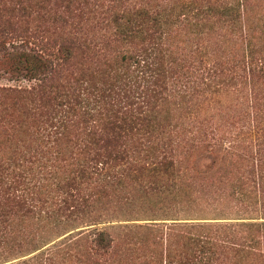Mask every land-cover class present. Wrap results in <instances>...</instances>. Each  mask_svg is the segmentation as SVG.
<instances>
[{"label":"trees","instance_id":"obj_1","mask_svg":"<svg viewBox=\"0 0 264 264\" xmlns=\"http://www.w3.org/2000/svg\"><path fill=\"white\" fill-rule=\"evenodd\" d=\"M91 1L0 3V30L5 36L18 32L22 37L8 47L7 37L0 34V64L35 81L27 88L0 85V126L4 127L0 136L14 132L11 154L0 158V255L9 243L32 237L31 216L40 218L46 237L57 229L60 215L67 223L75 220V213L91 215L100 209L102 198L83 192V184L95 176L111 187L125 186L131 178L144 191L142 204L156 211L169 204L190 210L200 197L193 188L197 179L218 172L224 155L235 150L234 139L222 137L223 131L239 123L243 130L239 133L250 135L254 143L238 154L246 165L233 185L234 193L245 199L246 210L263 211L264 216V14L255 11L264 0H113L105 9L107 19L95 21L87 14ZM29 23H34V30ZM104 23L113 28L109 42L95 33ZM32 33H42L46 40L38 44ZM190 33L200 44H219L217 51H230L229 57L198 61L199 53H208L201 45L183 46ZM108 46L123 50L122 69L108 63L112 55ZM223 83L248 85L254 110L214 122L208 130L211 122L199 117V108L203 96ZM30 131L40 139L41 148L18 149L23 137L16 136ZM185 138L197 151L190 180L184 179L187 175L181 173V160L175 154ZM69 142L79 152L71 150L68 156ZM47 146L55 148L49 165L43 158ZM56 158L67 166L55 165ZM45 167L58 179L63 194L57 190L56 196L48 192L50 196L42 197L45 188L34 179L45 175ZM71 223L65 225L74 226ZM204 226L187 236L183 260L175 263L168 251L164 259L156 256L153 264H264V250L255 247L264 238V221L241 223L244 236L239 239L225 229ZM117 228L116 235L106 227H93L87 235L80 231L65 240L97 253L100 259L95 264H108L115 241L129 233L125 225ZM47 250L29 259L30 264L43 260L53 264L63 252L60 243ZM220 255L224 260H219Z\"/></svg>","mask_w":264,"mask_h":264},{"label":"rangeland","instance_id":"obj_2","mask_svg":"<svg viewBox=\"0 0 264 264\" xmlns=\"http://www.w3.org/2000/svg\"><path fill=\"white\" fill-rule=\"evenodd\" d=\"M176 1L182 2L183 0ZM219 1L228 2L230 0ZM257 1L258 0H256V2ZM91 2L93 4L90 6V13H87L90 19H94V21L97 19L106 20L107 14L105 9L108 5L113 3V0H92ZM0 3L9 4V0H0ZM261 4L258 3V5H255L257 14L258 12L264 14V4ZM33 24L34 23H29L28 25L34 30ZM102 26L101 30L100 26L95 28L96 35H104V38L107 39L106 41H111V31L113 32V28L109 29L105 23ZM32 29H30V32H33ZM3 33L4 32L0 30V34ZM20 34L21 33L16 32L14 36H5L4 33L5 38L7 37L6 40H8L7 46L10 47L12 43H18L20 38H22ZM40 34L42 33L31 34L38 44L46 40V38L43 39ZM0 36L3 38L2 35ZM184 40L183 46L186 48H189L191 45L194 47L201 45L203 49L207 50V55H205L204 52L199 53L200 58H198V61H209L210 57L213 60H224L230 55V51L221 53L222 50H220L218 52L219 44H215L214 42L212 44H210L211 42L200 44L198 37L193 33L187 34ZM38 44L33 43L32 45L36 46ZM107 50H109L107 51L108 53L112 52V55L108 57V63H112V66L115 68H121L119 61L123 50L118 47L112 51L109 46ZM213 52L216 53L213 54ZM34 83L35 81L30 79V75L12 73V71H10V66L7 64H0V85L27 88ZM218 84L219 81L215 83V86ZM220 86L221 87H218L216 92L203 96L204 101L201 102L203 104L201 108H199V117L201 119L207 118L209 122H211L208 130L212 128L210 126L214 122L227 121V118L231 119V116L237 114L243 115L245 110H254L251 107L252 99L250 98L248 85L242 86L241 83H223ZM189 113H187V115H189ZM245 116L243 117L244 119H246ZM239 125L241 124L230 126L223 131L222 137L234 139L235 150H231L232 152L224 155L226 159L220 163L219 167L221 169L218 172L211 171L206 173L204 177H201L202 179H197L199 182H197L193 188L196 190V197L200 196L198 199L199 204L195 202L193 208L190 210L185 205L182 206L178 204L172 206V204H169L168 206H164L163 209L156 211L150 204H147V206L146 204H142L143 199H145L144 196H142L144 191L140 189L138 184L133 183L131 178L127 179L125 186L120 185L118 187H111L107 185L106 181H102L95 176L83 184L85 186L83 192L88 196H90V194H97L101 197L104 202L100 209L94 210V212L90 213L91 215L85 214L84 212L77 214L74 212L75 214H73L74 217L72 218H75V220L67 221V223L73 222L71 223L74 224L72 227H69L70 225H65L67 224L65 223L66 216L60 215L61 222L57 229L51 231L52 233H49L46 237H42L40 218H37V215L29 217L31 225L28 233L32 237L24 236L19 238V242L6 245L5 248H3L4 253L0 255V264H24L23 261L31 259L43 250L46 251L50 248V245L54 243H60V249H63V252L54 258L53 264H95V259H100L97 253H94L90 248L85 250V248L81 247L82 249H80L77 244L73 243L75 240H65L70 237L69 235H75L80 231H84L85 235H87L93 227H106L113 235H116L114 231H118V228H115L120 225L127 226V230H129L127 236L121 235V237L115 241L113 246L114 253L108 255V264H153L156 256L164 259L168 251L170 253V259L178 263L184 258V242L187 240V236L195 234L194 232L202 229L204 225V227H209L214 230L225 229V233L229 236L235 235L238 239L243 237L244 233H242L243 230L239 225L244 221H264V216H262L263 211L246 210L245 199H241V197L237 198L234 193L233 185L237 184L239 172H243L244 166L246 165L244 161L240 160L238 154L241 155L243 152L249 151L251 144L253 145L254 143L250 135H245L244 132L239 133L243 131L238 129ZM3 128L4 127L0 126V132ZM11 133L14 132L9 131V137L4 136L1 138L0 136V158L9 157V154L12 152L10 144L14 141V136L13 140L10 141ZM218 136H220L219 132ZM16 137L17 140L21 137H23L22 140H24L19 141L18 149H23L29 145H38L40 142V139H38L32 131L26 135L19 134V136ZM190 143L191 142L188 141L187 138L181 140L175 151V154L179 160H181L179 165L181 173L187 175V177H184L186 180L191 179V165L193 159L197 155V151ZM65 145L68 156H70L71 150L79 152V149L71 142ZM38 146L40 147V145ZM47 148L43 158L49 165L54 162L55 148H51V146H47ZM56 160L55 165L64 164L67 166L61 159L56 158ZM68 162L71 163V159H68ZM238 166H241V170L239 171L236 169ZM46 171L47 169L45 167V175H35L36 178L34 181L45 188L42 197L50 196L48 192L56 196L58 179H54V177L48 175ZM61 192V190H58L57 193L63 194ZM150 200L151 199L148 197L147 201ZM39 208L40 207L37 208V211ZM43 209H46V207L44 206ZM257 216L258 218H256ZM95 222H98V224ZM32 239L33 241H29ZM87 239L90 241L91 237L88 235ZM241 240L247 241L246 239ZM234 241L237 243L241 242L237 239ZM87 245H89V243ZM244 247L248 248L249 246L244 243ZM255 247L264 250L263 237H261V242L257 243ZM83 249L85 250L84 252L82 251ZM87 252H89V254ZM46 253L48 254V250ZM234 253L235 251H232L228 256ZM106 257L107 256H105L104 259ZM219 260H224V257L221 256ZM30 263L29 260L25 264ZM42 264H50V261L43 260Z\"/></svg>","mask_w":264,"mask_h":264}]
</instances>
